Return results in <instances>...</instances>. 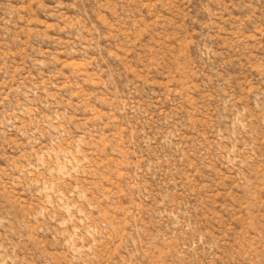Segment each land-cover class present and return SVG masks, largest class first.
Here are the masks:
<instances>
[{"label":"rangeland","instance_id":"1","mask_svg":"<svg viewBox=\"0 0 264 264\" xmlns=\"http://www.w3.org/2000/svg\"><path fill=\"white\" fill-rule=\"evenodd\" d=\"M0 264H264V0H0Z\"/></svg>","mask_w":264,"mask_h":264}]
</instances>
